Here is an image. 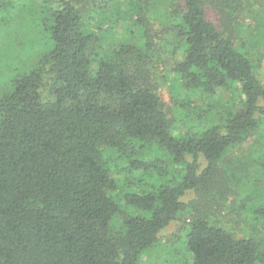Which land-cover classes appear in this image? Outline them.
Wrapping results in <instances>:
<instances>
[{"label":"trees","instance_id":"1","mask_svg":"<svg viewBox=\"0 0 264 264\" xmlns=\"http://www.w3.org/2000/svg\"><path fill=\"white\" fill-rule=\"evenodd\" d=\"M8 11L0 264H139L195 203L179 264H264V0H0ZM13 20L37 36L25 58ZM253 135L262 155L243 149Z\"/></svg>","mask_w":264,"mask_h":264},{"label":"rangeland","instance_id":"2","mask_svg":"<svg viewBox=\"0 0 264 264\" xmlns=\"http://www.w3.org/2000/svg\"><path fill=\"white\" fill-rule=\"evenodd\" d=\"M38 2V0H37ZM126 8H129V6H126ZM257 7H255V11L256 13L254 14H248V18L244 21V29L247 30V33H250V29H249V25L254 26V16L256 18V14L259 12L258 10H256ZM7 12H5L4 14H0V18L5 19V22H10L12 21L14 14L10 11H8V15L6 16ZM19 16V15H18ZM17 16V17H18ZM258 17H263V14L258 13ZM7 18V20H6ZM3 19V20H4ZM127 22H120L119 26L116 27V29H114V32H116L117 37L121 36L123 31L127 29ZM21 26H17V22H15L13 20V23L10 24L12 27L6 28L8 32H10V37H9V42L11 44H18V46L14 45V49L12 50V54L13 56H16V58H25V52L20 53V51H23V45L19 44L20 42L23 43L24 38L27 40L29 37L28 42H30L31 44L36 42V38L37 36H35L34 34H31L30 36H25L24 34V29H26V22L24 23H20ZM253 24V25H252ZM6 27V26H5ZM21 27V28H20ZM125 30V31H126ZM23 31V33L21 34V32ZM247 33H244V36L247 35ZM3 38H6V36H4ZM127 39V38H126ZM6 41H0V43L5 44ZM23 47V48H22ZM39 47V41L38 43L35 45L34 50H38ZM106 48L110 49L109 44H106ZM244 49L246 51H248L250 49L249 45L247 44L246 47H244ZM253 53L256 54L258 56V54H262L263 58H262V65L260 67V69L257 70L258 76L261 79V81L264 83V46L263 48L260 49H254ZM256 56V57H257ZM28 59H23L22 61V65H25ZM19 67L21 68V66L19 65ZM2 74V73H1ZM0 74V75H1ZM8 77L7 73H3V76L1 77V81L5 80ZM170 80H173V77H170ZM166 89L162 90V95L163 98L168 99L166 96ZM264 131V125L261 127V132ZM261 143V138H259L257 135H253L250 139H248L244 145H243V149L245 150H249L250 147L253 145V149H251V151L255 154L257 153V155H262L261 152H259V148L257 149L258 144ZM194 196L192 193H188L183 199L182 201L189 204V202H193ZM195 200V199H194ZM196 204V203H195ZM193 204L192 207L187 206L176 218V220H174L173 222H171L164 230H162L159 233L158 236V243L152 247L150 250H148L147 252H145L141 258H140V262L139 264H179V262L181 261V259L187 255V253H184V242H185V234H186V230H187V221H189L191 219V217L196 216V210H195V205ZM197 209V206H196ZM262 237V240L264 241V233L259 234V238ZM264 245V244H263ZM189 258V257H188Z\"/></svg>","mask_w":264,"mask_h":264}]
</instances>
